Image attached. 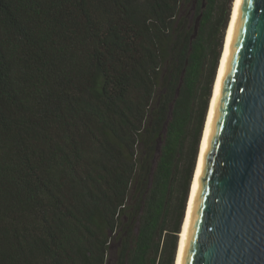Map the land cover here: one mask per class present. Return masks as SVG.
Returning a JSON list of instances; mask_svg holds the SVG:
<instances>
[{
	"label": "trees",
	"instance_id": "obj_1",
	"mask_svg": "<svg viewBox=\"0 0 264 264\" xmlns=\"http://www.w3.org/2000/svg\"><path fill=\"white\" fill-rule=\"evenodd\" d=\"M228 2L0 0V264L175 263Z\"/></svg>",
	"mask_w": 264,
	"mask_h": 264
},
{
	"label": "water",
	"instance_id": "obj_2",
	"mask_svg": "<svg viewBox=\"0 0 264 264\" xmlns=\"http://www.w3.org/2000/svg\"><path fill=\"white\" fill-rule=\"evenodd\" d=\"M175 264H264V0H234Z\"/></svg>",
	"mask_w": 264,
	"mask_h": 264
},
{
	"label": "rangeland",
	"instance_id": "obj_3",
	"mask_svg": "<svg viewBox=\"0 0 264 264\" xmlns=\"http://www.w3.org/2000/svg\"><path fill=\"white\" fill-rule=\"evenodd\" d=\"M233 1L234 0H231V3L230 2H228L227 3V6H226V9L227 10H229V19L228 20H230V16H231V11H232V5H233ZM192 9H193V7L191 6V3H187L186 2V4H185V7H184V10H183V14L184 15H188V18L190 19V22L192 23V20H191V15H190V11L192 12ZM192 14V13H191ZM228 23H229V21H228ZM226 34V33H225ZM225 38V37H224ZM223 45H224V41H223ZM222 50H223V47H222ZM221 55H222V52H221ZM219 62H220V60H219ZM218 66H219V64H218ZM217 70H218V68H217ZM216 74H217V72H216ZM212 96V95H211ZM211 99V98H210ZM209 104H210V102H209ZM206 120V119H205ZM205 124V123H204ZM204 129V128H203ZM202 134H203V132H202ZM201 138H202V136H201ZM199 146H200V144H199ZM187 203H188V201H187ZM186 207H187V205H186ZM116 247V246H115ZM177 253V252H176ZM114 254V253H113ZM175 259H176V257H175ZM112 261H114V257H113V260ZM175 264V263H174Z\"/></svg>",
	"mask_w": 264,
	"mask_h": 264
},
{
	"label": "bare ground",
	"instance_id": "obj_4",
	"mask_svg": "<svg viewBox=\"0 0 264 264\" xmlns=\"http://www.w3.org/2000/svg\"><path fill=\"white\" fill-rule=\"evenodd\" d=\"M233 3H234V1H233ZM232 8H233V5H232ZM231 8V9H232ZM232 12V11H231ZM228 25H229V23H228ZM227 29H228V26H227ZM227 29H226V33H227ZM225 37H226V34H225ZM224 42H225V38H224ZM224 46V45H223ZM220 59H221V57H220ZM220 63V62H219ZM219 67V66H218ZM217 72H218V70H217ZM216 76H217V74H216ZM215 80H216V78H215ZM214 85H215V81H214ZM214 85H213V89H214ZM212 93H213V90H212ZM212 97V96H211ZM210 102H211V99H210ZM209 106H210V104H209ZM208 110H209V108H208ZM207 114H208V112H207ZM206 119H207V115H206ZM205 123H206V120H205ZM204 127H205V125H204ZM203 131H204V129H203ZM202 136H203V134H202ZM199 154V153H198ZM196 168V167H195ZM194 172H195V170H194ZM193 177H194V174H193ZM192 182H193V178H192ZM192 182H191V187H192ZM190 192H191V188H190ZM189 196H190V194H189ZM188 201H189V198H188ZM187 205H188V203H187ZM186 209H187V207H186ZM185 217V216H184ZM184 221V220H183ZM182 225H183V223H182ZM181 230H182V228H181ZM180 235H181V232H180V234H179V240H180ZM178 245H179V241H178ZM177 250H178V248H177ZM176 255H177V253H176ZM175 261H176V259H175Z\"/></svg>",
	"mask_w": 264,
	"mask_h": 264
}]
</instances>
